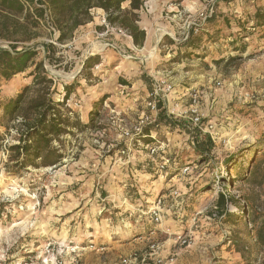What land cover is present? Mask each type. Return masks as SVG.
Listing matches in <instances>:
<instances>
[{
  "label": "rangeland",
  "instance_id": "1",
  "mask_svg": "<svg viewBox=\"0 0 264 264\" xmlns=\"http://www.w3.org/2000/svg\"><path fill=\"white\" fill-rule=\"evenodd\" d=\"M212 13L185 55L180 43ZM138 15L149 39L160 35L144 50L130 48L131 39L114 29L95 32L92 23L80 27L71 44L55 43L46 26L23 44L36 48L37 61L57 84L55 101L62 99L63 84L75 83L66 108L82 125L90 111L95 114L90 128H73L52 142L61 155L57 164L19 169L7 151L16 134H6L0 107V264H108L113 246L129 256L144 255L152 244L169 264H264V245L256 239L264 217V26L256 18L264 16V0H143ZM237 26L240 52L232 50L234 38L226 30ZM164 36L174 44L160 47ZM42 43L56 46L59 64L44 59ZM0 47L7 45L0 41ZM90 56L100 64L77 77ZM30 82L26 73L0 80V105ZM169 85L171 92L162 94L159 89ZM153 91L179 122L160 124L146 144L134 135L145 117L157 120L148 106ZM194 94L199 126L211 140L204 154L190 137L205 133L182 128ZM153 145L159 151L150 157L145 147ZM126 148L129 154L121 155ZM161 158L169 159L163 171ZM186 166L189 172L182 174ZM172 189L178 200L170 198ZM158 199L162 219L155 224L143 212Z\"/></svg>",
  "mask_w": 264,
  "mask_h": 264
},
{
  "label": "trees",
  "instance_id": "2",
  "mask_svg": "<svg viewBox=\"0 0 264 264\" xmlns=\"http://www.w3.org/2000/svg\"><path fill=\"white\" fill-rule=\"evenodd\" d=\"M124 3H128L127 9L122 8ZM142 5L143 0H0V41L7 45V47H0V80L8 81L24 73L31 79L30 84L22 88L15 97L0 105L6 119L2 127L5 128L6 134L11 129L16 134L14 137L16 144L7 149L11 153L9 158L11 162H14L15 168L24 169L28 166L57 164L61 155L52 147V142L58 141L63 135L72 134L73 128H90L93 122L91 118L95 114L90 111L89 122L82 125L66 108V102L74 90L75 83L63 84L62 99L55 101L53 97L58 93L57 84L53 77L48 75L44 61H37L39 52L36 48L23 44L40 36L38 30L42 26L50 28L56 34L55 43L58 45L71 44L75 32L86 24L94 23L93 12L101 10L104 18L94 26L96 32L106 31L105 25L121 29L129 36L134 47L141 48L146 38L145 31L138 26V12ZM213 18L212 13L203 25H198L196 32L194 29L189 30L186 39L180 43L178 49L183 50L185 55L189 54L187 53L189 51L192 52L200 31L209 27ZM260 18H256L257 26H264V16ZM226 30L229 31V36L234 38L229 43L232 50L240 52L242 47L238 45L239 39L243 38L242 29L237 26L234 31L232 28ZM218 35L221 37L222 32ZM219 42L223 46L225 41L220 39ZM173 44L172 39L164 36L159 46ZM20 45L23 47L18 50ZM41 45L44 59L49 64L55 65L61 62V57H55L56 46L53 43H42ZM98 64H100V59L97 56L86 58L77 77L89 76L90 70ZM103 98L101 101L106 100L107 97ZM156 110L155 125L143 128L142 132L135 136L136 139L143 140L146 144L153 143L155 140L152 136L153 132L157 133L156 129L160 127V124L171 128L175 122H179L175 117L167 116L159 101L156 102ZM182 128L191 133L188 124L183 125ZM3 140L4 136L0 134V142ZM194 142V149L197 152L203 153L211 148L208 134L202 135L199 132L194 137ZM224 196V194L217 195L221 203ZM256 239L264 245V217Z\"/></svg>",
  "mask_w": 264,
  "mask_h": 264
},
{
  "label": "built area",
  "instance_id": "3",
  "mask_svg": "<svg viewBox=\"0 0 264 264\" xmlns=\"http://www.w3.org/2000/svg\"><path fill=\"white\" fill-rule=\"evenodd\" d=\"M206 20V17H203L202 18V21L205 22ZM102 23L105 24V21L102 20ZM106 26V31H109L108 29L110 28V30H115L118 34L126 37L127 34L121 30V29H116V28H111V27H108L107 25ZM195 32L197 31V28L194 29ZM129 37V36H128ZM97 68V67H96ZM217 86H219L220 84L219 83H216ZM162 94L166 95L167 93H170L171 90H172V87L171 85L169 86H166L164 89H159ZM150 97H152L150 99V101L148 102V106L149 108L151 109V111H155L157 113V110H156V102H160L158 96H157V92L156 91H153L150 93ZM190 98L192 100V105L189 107V114H188V125H189V129L192 131L194 129H198L199 131L203 132L206 134V132L209 134V131L206 129H203L201 128V126H199L200 124V116H199V113H198V109H197V104H196V101H197V94H194V95H190ZM174 110H171V111H167V116L169 117H175L174 115ZM146 122L143 123L141 122L138 127L135 128V135H139L141 132H142V129L145 128L146 126H149V125H153L155 124L156 122V119L154 118L153 120H151L150 122H148V117H145L144 119ZM145 124V126H144ZM212 127L209 126V129H211ZM191 139V144L192 146L194 147L195 143H194V137H190ZM145 149H148V154L149 156H154L158 151H159V147L158 146H151V147H145ZM129 151L130 149L129 148H126V149H122L120 151V154L121 155H128L129 154ZM161 163L160 165H158V169L159 171H163L167 164L169 163V159L168 158H161ZM182 174H186L189 172V167H184L182 169ZM169 196L172 200H178L181 195L179 193L178 190L176 189H172L169 193ZM161 199H158L156 202L153 203V205L151 207H146V211L143 212V215H146L148 216L151 221L155 224H159L161 222V219H162V210H161ZM196 215H199V213H196ZM196 221L195 218H192L191 219V223L194 224ZM178 241L182 244H185L186 241L184 239H182L181 237H178ZM49 246V245H48ZM47 246V247H48ZM90 248L93 249V245H90L89 246ZM98 250L97 252H104L105 248L104 247H99L98 246L96 247ZM72 250L74 248H71ZM48 250V249H47ZM160 250V247L156 244H152L149 246V249H148V252L145 253L144 255L142 254H133V255H129V256H122V255H119L117 261L113 264H169L168 262L164 261L163 259H161L158 255V252ZM60 252H62L60 250ZM172 261V259L170 260V262ZM52 264H63L62 262H58V261H54ZM70 264H82V263H79L78 260H73L71 261Z\"/></svg>",
  "mask_w": 264,
  "mask_h": 264
},
{
  "label": "crops",
  "instance_id": "4",
  "mask_svg": "<svg viewBox=\"0 0 264 264\" xmlns=\"http://www.w3.org/2000/svg\"><path fill=\"white\" fill-rule=\"evenodd\" d=\"M128 4V3H127ZM128 8V5L125 7L124 5L122 6V8ZM96 14H97V21L98 22H94V23H92V27L94 28V26L96 25V24H99L100 23V21H101V19L102 18H104V13L101 11V10H96ZM100 12V13H99ZM142 29V28H141ZM144 29V28H143ZM95 31V30H94ZM144 31H145V29H144ZM96 32V31H95ZM146 33V38H145V41H144V44H143V46L141 47V48H136V47H134V45H133V43H132V41L130 40V44H128V46L130 47V48H135L134 50H136V51H140V50H144L146 47H147V45H148V42H149V40L152 42V40H154V43H156L157 44V42H158V40H159V38H160V35H159V37H156V39H155V34H151V36H150V39H149V32H145ZM154 38V39H153ZM131 45H133V47L131 46ZM140 49V50H139ZM192 62V61H191ZM185 190L186 191H188V190H190L189 188H185ZM189 192V191H188ZM191 194H189V196H190ZM105 208L102 206V208H101V212L104 210ZM119 213V212H118ZM114 216H116L115 214H114ZM143 229V228H142ZM143 230H145V228L143 229ZM111 232V231H110ZM114 233V232H113ZM112 232L110 233V234H113ZM105 240V239H104ZM141 247L143 246V245H140ZM119 248V245H117V246H113V247H111V248H109V250H111V255L110 256H108V264H113V263H115L116 261H117V259H118V257H119V255H122V256H124L123 255V250H121V249H118ZM112 250H115V251H112ZM119 253V254H118ZM87 264V263H86Z\"/></svg>",
  "mask_w": 264,
  "mask_h": 264
}]
</instances>
